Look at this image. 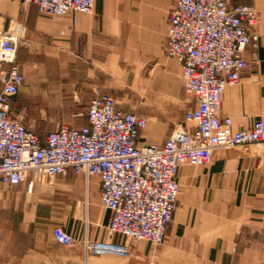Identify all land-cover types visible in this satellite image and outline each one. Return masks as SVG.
Wrapping results in <instances>:
<instances>
[{
  "label": "crops",
  "instance_id": "1",
  "mask_svg": "<svg viewBox=\"0 0 264 264\" xmlns=\"http://www.w3.org/2000/svg\"><path fill=\"white\" fill-rule=\"evenodd\" d=\"M177 0H95L92 13L51 17L22 0H0V30L21 31L30 47L17 63L35 82L12 103L15 114L38 135L62 123L88 124L92 90L112 94L116 108L146 119L140 145H162L195 107L186 93L180 63L166 53L169 14ZM254 6L256 47L245 52L249 67L226 87L221 116L234 130L264 122V0H226ZM0 65V90L7 72ZM178 208L164 244L128 241L129 254L84 253L86 241L125 243L107 229L98 176L46 178L28 184L0 183V264H264V148L256 144L218 149L202 166L179 168ZM61 226L72 247L56 242Z\"/></svg>",
  "mask_w": 264,
  "mask_h": 264
},
{
  "label": "built area",
  "instance_id": "2",
  "mask_svg": "<svg viewBox=\"0 0 264 264\" xmlns=\"http://www.w3.org/2000/svg\"><path fill=\"white\" fill-rule=\"evenodd\" d=\"M42 15L63 17L90 14L95 0H22ZM259 21L254 6H231L226 0H177L169 14L166 53L181 65L184 89L195 97L185 113L190 127L178 128L162 145H140L146 119L116 108L112 94L92 90L88 124L62 123L38 135L15 114L12 103L25 79L17 63L19 49L30 47L25 29L0 30V63L8 66L0 90V183L28 184L32 192L46 178L66 175L98 176L102 206L110 211L107 229L125 243L86 241L88 255L112 254L126 258L128 241L165 243L178 208L184 165L207 164L218 149L256 144L264 148V122L234 130L233 120L222 117V96L227 86L240 82L249 67L245 52L256 47ZM57 243L72 247L74 238L61 226Z\"/></svg>",
  "mask_w": 264,
  "mask_h": 264
},
{
  "label": "rangeland",
  "instance_id": "3",
  "mask_svg": "<svg viewBox=\"0 0 264 264\" xmlns=\"http://www.w3.org/2000/svg\"><path fill=\"white\" fill-rule=\"evenodd\" d=\"M1 64H3V63H0V65ZM34 70H32V69H30V70H27L26 72H24V74H25V86L24 87H26V86H31V85H33L34 83H38V82H35V81H33L32 79H31V76L29 75L28 76V72H33Z\"/></svg>",
  "mask_w": 264,
  "mask_h": 264
}]
</instances>
